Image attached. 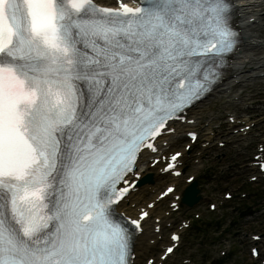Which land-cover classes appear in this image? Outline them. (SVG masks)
I'll return each instance as SVG.
<instances>
[{"label":"snow or ice","instance_id":"obj_1","mask_svg":"<svg viewBox=\"0 0 264 264\" xmlns=\"http://www.w3.org/2000/svg\"><path fill=\"white\" fill-rule=\"evenodd\" d=\"M226 8L0 0V264H129L132 231L113 206L141 147L233 48Z\"/></svg>","mask_w":264,"mask_h":264},{"label":"bare ground","instance_id":"obj_2","mask_svg":"<svg viewBox=\"0 0 264 264\" xmlns=\"http://www.w3.org/2000/svg\"><path fill=\"white\" fill-rule=\"evenodd\" d=\"M257 0H251L248 4H253V6L254 5H256L257 4ZM263 2V0H261L260 2H259V4H261ZM241 5H243L242 3H241ZM254 8H256V7H254ZM256 40H255V37L253 36V35H247L246 34V42H249V44L250 43H252V42H255ZM243 61H245V59L242 57V58H240V60H239V62L241 63V62H243ZM192 113L194 112V111H191ZM180 128V127H179ZM173 137V135H170V136H168L167 137V139L168 140H170L171 138ZM163 150H165V148H162ZM144 171H148V168H146ZM139 198H140V196L139 195H136V196H133L132 197V195H130L129 196V202H128V204H126L125 202L124 203H122V207H123V209L124 210H127L128 212H134V208L132 207V203H137V201L139 200ZM146 234L147 233H144L142 236H141V239L143 240L144 238H145V236H146Z\"/></svg>","mask_w":264,"mask_h":264}]
</instances>
